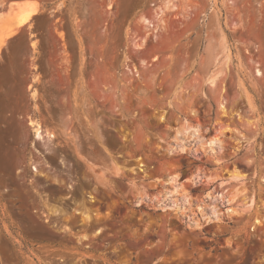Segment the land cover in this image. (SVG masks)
I'll use <instances>...</instances> for the list:
<instances>
[{"label": "rangeland", "instance_id": "obj_1", "mask_svg": "<svg viewBox=\"0 0 264 264\" xmlns=\"http://www.w3.org/2000/svg\"><path fill=\"white\" fill-rule=\"evenodd\" d=\"M0 264H264V0H0Z\"/></svg>", "mask_w": 264, "mask_h": 264}, {"label": "bare ground", "instance_id": "obj_2", "mask_svg": "<svg viewBox=\"0 0 264 264\" xmlns=\"http://www.w3.org/2000/svg\"><path fill=\"white\" fill-rule=\"evenodd\" d=\"M35 14H36V11L35 10L29 12L28 15H27V18L24 20V22H27Z\"/></svg>", "mask_w": 264, "mask_h": 264}]
</instances>
